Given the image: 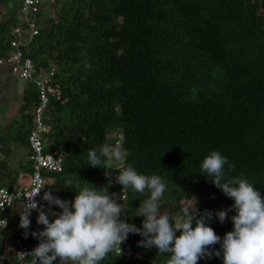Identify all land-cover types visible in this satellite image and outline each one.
<instances>
[{
	"label": "trees",
	"instance_id": "1",
	"mask_svg": "<svg viewBox=\"0 0 264 264\" xmlns=\"http://www.w3.org/2000/svg\"><path fill=\"white\" fill-rule=\"evenodd\" d=\"M19 8L0 15V57L11 53L13 27L27 29ZM37 24L39 32L24 53L35 62L34 74L55 70L47 81L43 116L50 126L46 150L63 156L60 171L44 172L54 196L74 200L69 180L77 186L81 180L107 185L128 208L123 218L142 227L144 218L132 211L147 192L123 191L115 179L131 164L138 173L162 176L167 187L159 204L173 220L190 196L200 212L215 214L234 200L200 174L202 160L213 150L234 166L225 165L227 176L243 174L264 196L262 0H42ZM38 104L36 84L25 82L20 122L0 125V184L14 187L33 170L28 136ZM105 143L126 152L107 164L111 185L105 169L87 164V151ZM17 145L25 151L18 159ZM21 211L16 205L8 213L13 233L25 238ZM232 215L224 223L215 215L208 221L221 238L233 230ZM142 239L129 234L139 258L113 251L100 264H166L167 254L138 246ZM210 249L220 250V244ZM0 264L20 262L0 252ZM198 264H223V259L213 255Z\"/></svg>",
	"mask_w": 264,
	"mask_h": 264
},
{
	"label": "clouds",
	"instance_id": "2",
	"mask_svg": "<svg viewBox=\"0 0 264 264\" xmlns=\"http://www.w3.org/2000/svg\"><path fill=\"white\" fill-rule=\"evenodd\" d=\"M126 156L120 145H101L87 151V160L92 167L105 169V175H111L107 164L112 160H121ZM225 165L234 168L228 158L218 150L211 151L200 164V174L206 176L228 198L234 200L230 208L218 210L213 214L209 210L196 207L197 198L191 197L189 203H181L180 219L173 220L167 211H161L160 199L166 191V183L160 175H145L129 164L119 170L116 183L123 191L145 194L140 206L132 211V216L143 217L142 227L121 219L127 215L125 208L109 187H96L88 181L77 186L71 180L67 182L76 192L72 201L54 196L51 190L44 192L42 199L49 206L56 205L62 211L57 212L39 204L35 197L42 189L37 186L31 193L25 194L24 208L20 213V227L39 240L31 252H19L23 259L30 257L29 264H100L105 257L115 251L122 253L121 245L130 233L143 237L138 246L156 248L158 255L167 254L166 264H198L201 258L221 257L223 264H264V196L243 174L230 177L225 174ZM39 213L37 223L44 228L31 231L32 211ZM234 225L223 238L218 236L208 221L215 215L224 223L229 212ZM50 217L52 218L50 221ZM195 224V227L193 225ZM180 233L177 235V233ZM220 244V250L210 246Z\"/></svg>",
	"mask_w": 264,
	"mask_h": 264
},
{
	"label": "built area",
	"instance_id": "3",
	"mask_svg": "<svg viewBox=\"0 0 264 264\" xmlns=\"http://www.w3.org/2000/svg\"><path fill=\"white\" fill-rule=\"evenodd\" d=\"M42 0H22L20 10L21 20L27 24V29L17 25L13 27V38L10 40L11 53L6 57H0V65L6 64L11 72L19 79L27 82L31 81L38 88L39 104L34 111L35 127L29 133V147L31 153L30 160L33 162V170L29 174V184L23 185L19 180L17 185L9 187L4 183L0 184V232L6 233L0 236V252L4 258H16L20 264H29L30 257H20L19 252H31L39 244V240L29 234L26 240L23 237L13 233V226L10 225L9 209L19 205L21 210L24 208L25 194L31 193L34 188L39 186L42 191L35 197L39 204L44 205L45 210L49 207L46 201L42 199L44 192L49 191L48 185L51 182L45 171H60L63 167V156L58 151H47V135L50 132V126L43 122L44 110L48 105V79L54 74V68L50 71H42L40 74H34L36 67L33 58L25 56L24 47L31 39L38 34L37 12ZM21 178V177H20ZM57 211V210H54ZM60 212V211H57ZM31 231H39L44 228L37 223L39 213L32 211ZM121 219L125 220L121 214ZM126 221V220H125ZM127 222V221H126ZM121 256L126 258H139L140 254L134 252L128 239L121 245ZM118 254V253H117ZM119 255V254H118Z\"/></svg>",
	"mask_w": 264,
	"mask_h": 264
},
{
	"label": "rangeland",
	"instance_id": "4",
	"mask_svg": "<svg viewBox=\"0 0 264 264\" xmlns=\"http://www.w3.org/2000/svg\"><path fill=\"white\" fill-rule=\"evenodd\" d=\"M21 0H6L0 3V15L6 12V9L16 11L19 8ZM9 67V66H8ZM8 67H0V125L7 128L14 120L20 122L21 113L20 105L22 103V92L25 86V81L19 79L16 75L9 71ZM17 152L16 158L24 155V148L21 146H14ZM29 173H23L21 176V183L23 185L29 184ZM190 200H183L187 204ZM161 211L163 208L161 207ZM180 219L178 216L177 221Z\"/></svg>",
	"mask_w": 264,
	"mask_h": 264
},
{
	"label": "water",
	"instance_id": "5",
	"mask_svg": "<svg viewBox=\"0 0 264 264\" xmlns=\"http://www.w3.org/2000/svg\"><path fill=\"white\" fill-rule=\"evenodd\" d=\"M262 4H263V7H264V0H262Z\"/></svg>",
	"mask_w": 264,
	"mask_h": 264
},
{
	"label": "crops",
	"instance_id": "6",
	"mask_svg": "<svg viewBox=\"0 0 264 264\" xmlns=\"http://www.w3.org/2000/svg\"><path fill=\"white\" fill-rule=\"evenodd\" d=\"M20 181H21V178H20Z\"/></svg>",
	"mask_w": 264,
	"mask_h": 264
}]
</instances>
